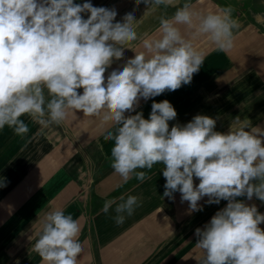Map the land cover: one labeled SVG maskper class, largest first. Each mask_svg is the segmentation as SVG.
<instances>
[{"label": "clouds", "instance_id": "9594fccd", "mask_svg": "<svg viewBox=\"0 0 264 264\" xmlns=\"http://www.w3.org/2000/svg\"><path fill=\"white\" fill-rule=\"evenodd\" d=\"M141 4L145 9L137 18ZM135 5L118 21L115 8L91 0H0V129L7 126L23 136L29 131L25 115L43 127L62 126L70 113L94 118L104 140L114 142L111 166L122 183L149 179L143 169L159 164L166 180L163 196L174 199L179 192L190 214L202 210L199 201L205 197L209 205L227 201L195 229L197 254L185 260L264 264V213L238 199L264 203V126L236 116L221 132L219 117L197 114L170 127L177 110L167 99L154 101L148 118L136 112L141 99L191 83L204 64L203 46L228 52L239 21L230 7L216 8L208 0H135ZM170 7L175 9L170 16L155 17L154 34L138 31ZM137 40L143 52L133 47ZM126 49L135 55L108 72ZM119 200L103 206L107 213L116 205L117 225L140 206L134 195ZM40 222L32 251L42 264H77L79 221L54 208Z\"/></svg>", "mask_w": 264, "mask_h": 264}, {"label": "crops", "instance_id": "0c3cea01", "mask_svg": "<svg viewBox=\"0 0 264 264\" xmlns=\"http://www.w3.org/2000/svg\"><path fill=\"white\" fill-rule=\"evenodd\" d=\"M208 2L216 8L230 7L232 18L239 21V28L233 30V47L224 52L215 45L203 46L204 64L191 83L141 99L136 112L142 111L148 118L152 103L167 99L177 110L170 127L186 124L197 114L219 117L216 130L221 132L229 130L236 116L264 126V0ZM91 3L115 8L118 21L136 8L135 0ZM144 9L141 4L135 11L137 18ZM174 11L171 7L166 12L158 10L138 31L154 34L158 26L155 17L170 16ZM133 47L144 51L139 40ZM134 55L126 49L124 58L108 72ZM21 119L29 128L23 136L7 126L0 129V182L6 183L0 187V264H42L32 245L43 215L54 208L63 209L80 223L82 252L77 264H197L194 258L184 259L197 254L195 229L208 223L227 201L209 205L205 197L199 201L202 210L190 214L189 204L181 202L179 192L174 193V199L163 196L166 180L159 164L143 169L149 179L140 182L132 178L122 183L111 166L114 142L105 141L95 119L82 113H70L62 126L43 127L27 115ZM194 183L198 185L199 180ZM129 195L138 197L140 206L131 216L125 213L124 223L117 225L116 205L105 213L104 203L112 199L120 203L119 197L126 200ZM238 199L257 205L264 213V203L255 197Z\"/></svg>", "mask_w": 264, "mask_h": 264}]
</instances>
